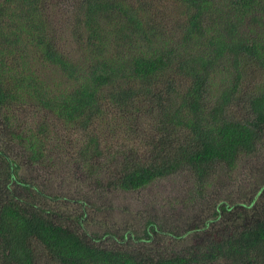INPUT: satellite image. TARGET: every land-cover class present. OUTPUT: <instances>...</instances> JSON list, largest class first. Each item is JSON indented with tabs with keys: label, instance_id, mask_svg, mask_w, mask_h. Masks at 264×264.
<instances>
[{
	"label": "trees",
	"instance_id": "16d2710c",
	"mask_svg": "<svg viewBox=\"0 0 264 264\" xmlns=\"http://www.w3.org/2000/svg\"><path fill=\"white\" fill-rule=\"evenodd\" d=\"M50 1L0 0V264H264V174L238 203L205 195L217 165L263 149L264 0H73L69 30L44 14ZM69 136L111 192L188 173L204 208L184 233L198 240L164 252L161 240L184 235L156 217L140 231L81 230L95 205L26 174ZM56 200L81 209L67 217Z\"/></svg>",
	"mask_w": 264,
	"mask_h": 264
},
{
	"label": "rangeland",
	"instance_id": "374dc122",
	"mask_svg": "<svg viewBox=\"0 0 264 264\" xmlns=\"http://www.w3.org/2000/svg\"><path fill=\"white\" fill-rule=\"evenodd\" d=\"M229 1L234 4L236 0H227V2ZM72 10H75L73 0H52L45 5L44 14L57 28L69 30L74 28ZM163 26L170 30L172 23L167 21L164 24L163 22ZM54 78L58 80L59 76L55 75ZM246 78H244L240 90H246ZM226 81L227 75L225 73L217 74L211 87L212 97L217 94L221 85L226 84ZM14 114L15 123H18L22 129L27 128V124L31 122L28 114L20 113V110L15 111ZM22 122L27 124L24 125ZM61 135L64 136L62 133ZM66 139L68 141L63 145L65 154L54 151L53 154H50L53 158L51 164L26 170V174L36 176V182L42 189L48 187L58 192L64 190L75 195V198L79 200L82 197H87L89 204L95 205V207H90L82 218L81 230L86 231L91 237L95 233L100 235L107 230L121 232L127 226L140 231L139 221L148 217H156L169 229L177 228L184 235L183 239L178 241L171 239L158 241L161 246H165L164 252L167 250H184L185 247L198 240L196 237L184 233L188 224L201 222V214L204 208L203 199L196 200L195 204H192L193 200L189 199L190 190L195 194V188L188 173L164 177L135 191L111 192L106 188L102 175L97 182L96 176L83 172L78 165L76 150L71 144L72 136ZM15 149L19 151L18 146H15ZM261 174H264V145L259 155L240 160L233 170L217 165L213 177L209 180L210 186L205 195L210 200H228L238 203L245 196L247 199L250 198L252 195L251 185ZM50 202L52 203L49 207L58 213L62 210L67 217L77 216L79 209H81L75 202L66 204L57 202V200ZM162 241L171 242L163 244ZM102 242L107 246L111 244V241L104 238ZM38 252L40 251L38 250ZM38 260L40 264H46V261L40 256H38Z\"/></svg>",
	"mask_w": 264,
	"mask_h": 264
}]
</instances>
